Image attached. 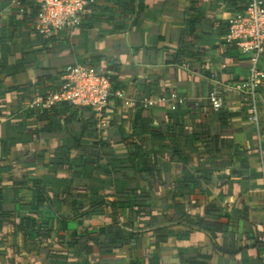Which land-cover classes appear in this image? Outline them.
Wrapping results in <instances>:
<instances>
[{
    "label": "crops",
    "instance_id": "1",
    "mask_svg": "<svg viewBox=\"0 0 264 264\" xmlns=\"http://www.w3.org/2000/svg\"><path fill=\"white\" fill-rule=\"evenodd\" d=\"M91 2L82 27L46 39L37 8L0 0V264H264V84L259 126L245 98L219 115L209 98L212 75L234 84L249 64L221 46L226 0ZM79 64L111 72L128 99H168L114 101L102 162L80 145L90 110L58 106L49 132L26 105Z\"/></svg>",
    "mask_w": 264,
    "mask_h": 264
},
{
    "label": "built area",
    "instance_id": "2",
    "mask_svg": "<svg viewBox=\"0 0 264 264\" xmlns=\"http://www.w3.org/2000/svg\"><path fill=\"white\" fill-rule=\"evenodd\" d=\"M38 7V30L44 38H53L61 32L80 28L91 14V0H27ZM232 6V7H231ZM224 11L231 14L227 20V31L221 41L222 47L234 46L249 64L243 80L234 84H222L216 75L210 78L209 98L213 102L215 114L225 109L228 95H236L247 100L250 107L249 120L259 126L260 102L264 84V0H226ZM24 13V8L21 9ZM177 99V97H174ZM116 100H127L133 110H149L168 102L167 98L158 100L128 99L124 91H115L112 73L104 72L94 65L79 64L66 68L59 79V88L49 91L44 98L26 103L28 108L38 111L67 103L72 107L87 109L94 114L99 127H107L105 111ZM264 245V237L261 239Z\"/></svg>",
    "mask_w": 264,
    "mask_h": 264
},
{
    "label": "trees",
    "instance_id": "3",
    "mask_svg": "<svg viewBox=\"0 0 264 264\" xmlns=\"http://www.w3.org/2000/svg\"><path fill=\"white\" fill-rule=\"evenodd\" d=\"M231 1H233V2L236 3L239 0H231ZM21 5L25 8L24 9V12L25 13H26L27 9H30L31 8V6H34L38 10V7L36 5H34L33 3L27 2V0H21ZM38 14H39V10H38ZM87 18L84 20L83 25L87 22V20H88ZM112 82H113L114 90L115 91H120V89L115 88V86H117V85H116V82H115V76H113V74H112ZM116 101H121V100H116ZM62 105L63 106H70L67 103H62V104H60L58 106H62ZM58 106L53 107V108H50V109H44L43 111L42 110L38 111L39 114H40V118H39L40 120H42V121H50V123L44 128L45 130H47L49 132L53 131L52 130V127H53V122L52 121L53 120H52L51 117H49V115ZM70 107H72V106H70ZM72 108H75V107H72ZM180 108L181 107L179 105H177L175 111H177ZM76 109L85 110V109H81V108H76ZM140 111L142 112V110H140ZM105 114H106V111H105ZM203 117H205L206 118V121L209 123V121H208L209 118H207L206 116H203ZM201 118H202V116H201ZM1 119H3V117L0 114V120ZM105 119L107 120V118H105ZM109 122H110V120H109ZM133 125H134V128H136V126H135L136 123L135 122H134ZM82 133H83V135H82L83 139L80 141V145L86 147L85 160L93 159L95 157V153H96L97 159L100 162H102L103 161V158L101 157V152L102 151H106V156L107 157H111V154L108 152V149H110V146L108 145L106 147V145H101V142L98 141L99 130L97 128V122H96V120L94 118V114L93 113H92V116H91V120H88L86 122H83ZM201 134H202L201 137H203V141L204 140H207V139H212L214 141V144L217 146V143H218V140H219V136H216V135L215 136H212V134L210 133L208 124H206V123L205 124H202L201 123ZM86 138L89 139L90 141H92V143L91 144H88V143L86 144L85 143V141H86L85 139ZM87 145H89V146H87ZM95 149H99V150H97L95 152ZM133 156H135L139 160V162L144 163L146 169H148V171L150 172V174H153V171H152L153 170V166L152 165L149 166V164H148V162H149V156H146V157L145 156H142V157H140L137 154H134V152H131V157H133ZM34 181H38V180L34 179ZM8 191H10L9 188H1L0 189V202L5 200L4 195L5 194H8ZM39 194L42 195L41 193H39ZM69 195L72 196V192ZM9 197H10V195H7V199H9ZM203 222H205V223H211V221H209V220H203Z\"/></svg>",
    "mask_w": 264,
    "mask_h": 264
}]
</instances>
